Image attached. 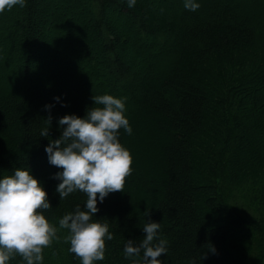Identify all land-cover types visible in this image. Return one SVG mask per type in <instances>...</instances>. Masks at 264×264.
<instances>
[{"label": "trees", "instance_id": "1", "mask_svg": "<svg viewBox=\"0 0 264 264\" xmlns=\"http://www.w3.org/2000/svg\"><path fill=\"white\" fill-rule=\"evenodd\" d=\"M199 2L28 0L0 12V177L30 168L51 223L87 199L56 191L45 145L59 118L84 116L98 94L128 98L133 131L119 139L133 171L98 202L93 219L114 238L95 264H130L124 244L148 220L169 241L164 264H264V0ZM67 232L43 264H81Z\"/></svg>", "mask_w": 264, "mask_h": 264}, {"label": "clouds", "instance_id": "2", "mask_svg": "<svg viewBox=\"0 0 264 264\" xmlns=\"http://www.w3.org/2000/svg\"><path fill=\"white\" fill-rule=\"evenodd\" d=\"M27 2L0 0V12L15 5L24 7ZM136 2L127 0L129 7ZM184 7L195 11L200 2L184 0ZM92 99L95 103L84 116H61V135L45 145L49 163L61 169L53 174L59 180L56 191L60 198L83 191L87 194L84 205L77 204L75 211L64 214L57 226L42 211L52 207L51 201L30 168L17 167L0 177V264H9L17 253L23 257V264H43L44 248L61 238V229L68 230L63 238L70 242L69 251L81 259V264L104 259L105 241L112 240L114 234L107 221L93 216L99 212L98 202L102 203L111 192L123 190L125 178L133 171L130 150L119 139L121 128L128 134L133 129L125 114L126 96L104 93ZM45 107L50 109L52 105ZM47 120L50 126L51 117ZM40 136L49 137V127L42 128ZM142 228L146 233L142 240H126L125 257L130 264H164L160 257L167 254L169 241L161 235V222L148 220Z\"/></svg>", "mask_w": 264, "mask_h": 264}]
</instances>
